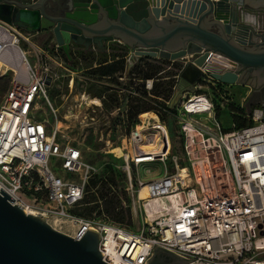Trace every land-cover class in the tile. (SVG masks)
Wrapping results in <instances>:
<instances>
[{"label":"built area","instance_id":"obj_1","mask_svg":"<svg viewBox=\"0 0 264 264\" xmlns=\"http://www.w3.org/2000/svg\"><path fill=\"white\" fill-rule=\"evenodd\" d=\"M259 32L264 34V28ZM30 35L0 21V70L13 74L0 104V189L13 205L28 215L45 217L51 228L76 240L94 230L107 264H145L154 247L191 260L187 264H264L261 110L250 115V127L225 131L216 119L212 96L220 90L224 95L222 84L213 81L211 94L185 92L178 122L180 156L170 155L168 130L158 114L154 119L139 118L125 136L120 155L123 191L130 198L124 206L138 217V231L96 213L83 218L77 211L85 195L95 192L90 181L96 168L78 144L58 140L57 127L49 130L34 119L38 101H48L45 78L51 83L57 79L50 62L59 65V58L37 48L40 66L32 67L19 46L21 40L32 45ZM152 84L147 81L144 88L150 91ZM167 106L170 100L160 110L168 111ZM198 114L206 115L207 124L192 118ZM169 161L171 169L166 166ZM156 163L166 166L164 176L143 182L139 169Z\"/></svg>","mask_w":264,"mask_h":264},{"label":"water","instance_id":"obj_2","mask_svg":"<svg viewBox=\"0 0 264 264\" xmlns=\"http://www.w3.org/2000/svg\"><path fill=\"white\" fill-rule=\"evenodd\" d=\"M254 1L260 0H0V21L42 33L44 46L65 55L70 43L103 50L104 43L119 41L137 58L190 57L179 75L184 84L170 100L174 108L204 76L222 85H264V34L250 20ZM12 202L0 189V264H107L94 230L76 240ZM190 261L154 247L145 264Z\"/></svg>","mask_w":264,"mask_h":264},{"label":"rangeland","instance_id":"obj_3","mask_svg":"<svg viewBox=\"0 0 264 264\" xmlns=\"http://www.w3.org/2000/svg\"><path fill=\"white\" fill-rule=\"evenodd\" d=\"M16 29L22 34L25 33L22 29ZM23 45L26 44L21 40L19 46L24 51L26 49H24ZM124 51H114L112 55L121 56L124 55ZM26 57L29 64L38 69L40 59H37L34 54H26ZM58 58L59 65L50 62V67L56 72L57 79L46 87L48 101L44 98L38 101L34 112V119L45 123L49 130L57 127L59 129L58 140L60 142L69 141L78 144L85 160L96 168V173L90 181V189H94L95 192L85 195L82 206L77 211L82 215L81 217L89 218L93 216V213H96V215H104L114 222L112 214L106 211V198H97L96 188L99 185L92 186L94 181L105 178L108 172L112 171L114 177L119 181V187L116 189L117 192L112 191L107 198L111 196L120 200L121 211L125 214L123 222L116 224L136 233L139 225L138 217L124 206L130 203V198L125 192H121L120 189V187L125 186V173L122 167L123 160L120 157L124 153L123 148L125 145L123 140L134 127L140 115L148 114L147 117L140 119L149 120L150 118L148 117L158 114L159 121L164 123L168 130L172 144L170 155L180 156L182 151L180 149V139L178 138V122L180 120L179 116L182 114L180 108L184 101V98H180L181 100L179 99L175 107L170 111H161L160 107L164 106V102L168 100L166 96L160 94V98L154 100V102H150L142 98L136 89L138 85L142 83L145 85L147 81H152L153 86L163 83L164 85L165 83H169L171 86L176 85L178 76L183 69L184 60L166 61L160 66L163 71L157 74L153 80L142 81L139 79L141 75H137V71L145 70V59H141L140 63L137 61L138 59L134 62L130 60V63L127 60L122 61L120 64H118L119 62H115L106 69L111 73L112 77L106 78L93 72V69L85 71L87 65H98L105 59L100 55L89 56L87 61L76 58L71 61H65L62 55H59ZM146 63L152 64L154 60H148ZM12 75L11 72L3 73L0 70V104L10 88ZM211 83L215 84L211 78L204 76L202 80L196 83L197 89H193L192 91L211 94ZM175 89V87L170 88L171 97ZM243 89L244 91L236 93H229L223 90L225 91L224 95L222 94V90L212 93V96L216 99L214 100L216 119L221 123L222 129L225 131L240 129L236 125L231 126L230 119L233 116L228 113L230 111L239 113L237 109H240L245 110L250 115L255 110L264 112V99L254 98V92H252L254 89L252 90L250 87H244ZM146 91L150 93L152 90L148 91L146 89ZM246 91L249 92L247 93ZM193 92L188 93L192 94ZM111 95L115 97L113 101H111ZM186 96L188 97L187 94ZM135 98L146 101L153 107V110L135 116L131 110L132 100ZM94 100H97L99 104L93 103ZM220 104H222V108H220ZM220 114L219 121L218 116ZM205 117V114L192 116L193 119L207 124ZM166 166L171 169V162H167ZM166 166L159 163L145 165V167L139 169V178L143 182L159 179L164 176ZM135 175L136 173L134 172ZM92 196L96 197L97 200L95 202H93Z\"/></svg>","mask_w":264,"mask_h":264},{"label":"trees","instance_id":"obj_4","mask_svg":"<svg viewBox=\"0 0 264 264\" xmlns=\"http://www.w3.org/2000/svg\"><path fill=\"white\" fill-rule=\"evenodd\" d=\"M71 57L68 55H64V60L68 61ZM141 59H145L146 62L148 60H154V63H144L145 70L137 71V75L140 76V80H153L154 77L163 71V69L160 68L166 62L167 60L162 59H152L149 57L139 58L137 61L140 63ZM123 60L116 61L119 62L118 64L122 63ZM105 62V61H104ZM99 64H103V61ZM111 65L107 66H98L97 68L93 69V72L98 73L101 77H112L111 73L108 72L106 69H108ZM173 66V65H172ZM121 68H123L121 66ZM120 68V69H121ZM123 71V69H121ZM177 85V83H176ZM176 85H170L169 83L158 84V85H152V91L148 93L144 88V83L141 85H138V88L136 89L137 92H139L140 96L144 99L149 100L150 102H154V100H157L160 98V94L164 95L168 98V100H171V94H170V88L176 87ZM221 86V85H220ZM130 87V86H129ZM111 101H113L115 97L111 95ZM167 100V101H168ZM131 110L134 112V115L137 116L144 112H151L153 110V107L148 104L146 101H142L141 99L135 98L132 100ZM168 111H170L172 108L170 106L166 107ZM239 113H234L233 111L228 112L233 117L231 118V121L234 125H236L238 128H247L250 127L253 123L251 121L250 113H247L245 110L237 109ZM99 185L96 188V194L97 198L103 199L106 198L105 204H106V211L110 214H112L113 221L115 223L121 224L125 218V214L123 211H121V202L117 198L111 197L107 198L109 194H111L112 191L117 192V187H119V181L114 177V174L112 171H109L107 176L103 179H99L97 181H94L92 183V186L95 187ZM121 192L123 191V187H120ZM93 202H95L97 199L96 197L92 196ZM79 216H82L81 214L77 213Z\"/></svg>","mask_w":264,"mask_h":264},{"label":"crops","instance_id":"obj_5","mask_svg":"<svg viewBox=\"0 0 264 264\" xmlns=\"http://www.w3.org/2000/svg\"><path fill=\"white\" fill-rule=\"evenodd\" d=\"M251 3H252V7L254 9V10L253 9L251 10V12H252L251 17L255 18L254 22H257L256 28L260 30V29L264 28V11H262V10H264V0L263 1L262 0L254 1ZM258 9H262V10H258ZM30 41H31L32 45H29L26 43H25L26 45H23L24 49H26V50H24V52H26L29 55H31V54L35 55V53L38 51L37 48H40L41 50H43L44 52H46L52 56H54L55 54L57 56H59V55L64 56L65 55V53L61 49L57 48L55 45L44 46L43 44L45 41V36L42 33H38V34L31 33ZM119 50H125L124 55H121V56L112 55V53L114 51L118 52ZM21 51H22V49H21ZM98 55L105 58L103 60V64L87 65L85 68V71L92 70V69L97 68L98 66H101V65L102 66L111 65L118 60H123V61L127 60L128 63H130V60H133V62H134L136 59L143 58V57H139V58L134 57L132 55V50L129 47H127L126 45L122 44L121 42L111 41V42L104 43V49L103 50H99L94 46L90 47L88 50H85L81 46H76V45L70 43L69 57H71V59L68 61H71L75 58L78 60L83 59L84 61H87L89 56H98ZM188 58H190V57H188ZM187 59H185L184 61H186ZM157 60H159V59H157ZM184 61H183V64H184ZM179 83L180 82H177V85ZM180 84L183 85L184 83H180ZM221 86H223V88H225L224 90L228 91L229 93H236V92L244 91V89H243L244 87L248 88L246 85H241V84L240 85H237V84H235V85H221ZM254 90H256V89H254ZM246 92L248 93L249 91H246ZM256 101H258V100H256ZM220 108H222V107H220ZM263 114H264V112H263ZM220 117H221V114L218 116L219 121H220ZM263 117H264V115H263ZM231 124H232L231 126L233 127L234 124L232 123V121H231ZM229 130H231V129H229Z\"/></svg>","mask_w":264,"mask_h":264},{"label":"flooded vegetation","instance_id":"obj_6","mask_svg":"<svg viewBox=\"0 0 264 264\" xmlns=\"http://www.w3.org/2000/svg\"><path fill=\"white\" fill-rule=\"evenodd\" d=\"M248 79V78H247ZM179 82V81H178ZM180 83H184V82H180ZM253 97L257 98V99H264V85L258 87L256 90L253 91Z\"/></svg>","mask_w":264,"mask_h":264},{"label":"bare ground","instance_id":"obj_7","mask_svg":"<svg viewBox=\"0 0 264 264\" xmlns=\"http://www.w3.org/2000/svg\"><path fill=\"white\" fill-rule=\"evenodd\" d=\"M12 47H14V46H12ZM14 49L15 50H17L15 47H14ZM21 50V49H20ZM21 53H23V51H21ZM26 57V56H25ZM13 62H15V63H17L18 62V59L16 58V57H14L13 58ZM212 69H219V67L217 66V65H212ZM93 103H96V104H99L98 103V101L97 100H94L93 101ZM148 116V114H142V115H140V117L139 118H141V119H143V118H145V117H147ZM148 118H150V119H154V117H152V116H150V117H148ZM206 118V117H205ZM263 122H264V120H263Z\"/></svg>","mask_w":264,"mask_h":264}]
</instances>
